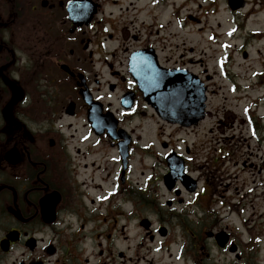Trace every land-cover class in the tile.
Returning a JSON list of instances; mask_svg holds the SVG:
<instances>
[{"label": "flooded vegetation", "instance_id": "1", "mask_svg": "<svg viewBox=\"0 0 264 264\" xmlns=\"http://www.w3.org/2000/svg\"><path fill=\"white\" fill-rule=\"evenodd\" d=\"M260 5L0 0V264H264ZM220 46L242 63L204 59ZM175 75L205 85L204 120L157 116Z\"/></svg>", "mask_w": 264, "mask_h": 264}, {"label": "rangeland", "instance_id": "2", "mask_svg": "<svg viewBox=\"0 0 264 264\" xmlns=\"http://www.w3.org/2000/svg\"><path fill=\"white\" fill-rule=\"evenodd\" d=\"M257 8H259V9H262V8H264V2L261 0V5L260 6H258ZM219 11H220V19H221V21L222 22H224V23H226V20H227V15L224 13V10H223V6H220V9H219ZM256 20L257 19H259L260 20V25L262 26V25H264V14H259L258 16H257V18H255ZM228 26V25H227ZM252 26L253 27H255L256 26V24L255 23H253L252 24ZM226 28V27H225ZM224 28V29H225ZM204 36H206V34L204 35ZM259 46H261L260 44H258ZM216 51L219 53V48H214V49H211V50H208V49H203V52H204V56L206 55V54H208V56H210V57H214V56H216ZM217 53V55H220V54H218ZM232 59L235 61V64L234 65H236V66H238V64H240V63H242V60H241V55L240 54H234V56H232ZM221 102L220 101H218V100H214L213 101V103H212V105H217V104H220ZM152 127V128H151ZM150 127V129H151V132L153 133V132H157V130H158V124H154V126H151ZM210 125L209 124H207L206 125V128H204V130H203V133L204 134H208V135H204L205 136V138H206V140H208L207 141V144H210L208 147H213L214 146V141H213V139H214V137L216 136L215 134H210L209 133V129H210ZM146 130V129H145ZM172 131V129H170V130H168V133H170ZM143 132L145 133V131L143 130ZM147 135V134H146ZM148 137H153V135L152 134H150ZM149 139V138H148ZM204 151V154L206 153L205 152V150H203ZM108 154H110V152L108 153ZM91 161H94L93 159H91V160H88V161H86V162H88V163H90ZM104 163H105V161L104 160H100V164H98L97 166H101V167H103V165H104ZM227 168L228 169H230V164H227L226 166H224V167H222V169L224 170V172H226V170H227ZM92 171L94 170V169H91ZM135 170H136V168H135ZM237 172V170H235V169H233L232 171H231V174H235ZM96 174H98V172L96 173ZM88 175V174H87ZM87 175H85V176H87ZM136 176L138 177V179H140V181L142 182V179H143V176H142V174H141V170H140V168H138V172L136 173ZM229 176V175H228ZM136 178V177H135ZM225 178V180H224V184H226V185H230V187H232V188H234L235 187V180L236 179H239L240 180V182H239V184L241 185V184H243V183H246V182H248V180H249V177H246V176H243V177H239V178H233V177H231V179H230V177H228L227 178V176H225L224 177ZM219 189V188H218ZM217 189V190H218ZM223 190H224V187H223V189H222V192H223ZM126 198V197H125ZM139 208H141V207H139ZM138 208V209H139ZM125 210V209H124ZM216 210L218 211H222L221 210V208H220V206H218L217 208H216ZM126 212V211H125ZM143 215H146V216H150V214H149V212H144V213H141V210H138V217H144ZM207 215V214H206ZM150 219L152 218V215L149 217ZM263 219V218H262Z\"/></svg>", "mask_w": 264, "mask_h": 264}, {"label": "bare ground", "instance_id": "3", "mask_svg": "<svg viewBox=\"0 0 264 264\" xmlns=\"http://www.w3.org/2000/svg\"><path fill=\"white\" fill-rule=\"evenodd\" d=\"M248 208H252L254 210V203H248ZM255 215V214H253Z\"/></svg>", "mask_w": 264, "mask_h": 264}]
</instances>
